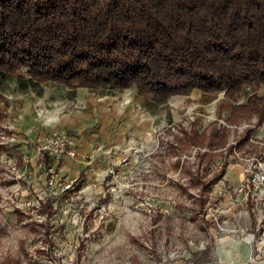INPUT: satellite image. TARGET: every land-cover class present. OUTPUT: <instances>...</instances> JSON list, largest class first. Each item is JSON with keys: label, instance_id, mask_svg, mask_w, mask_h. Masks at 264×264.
I'll return each mask as SVG.
<instances>
[{"label": "rangeland", "instance_id": "374dc122", "mask_svg": "<svg viewBox=\"0 0 264 264\" xmlns=\"http://www.w3.org/2000/svg\"><path fill=\"white\" fill-rule=\"evenodd\" d=\"M29 78L22 68L0 83V264H248L259 254L264 209L262 223L250 217L252 202L247 213L236 208L230 214L238 193L227 199L231 190L222 180L201 210L202 187L194 179L209 180L226 161V170L236 165L244 172V160L264 158V122H226L231 104H246L253 90L237 101L222 102V93L205 103L199 89L161 101L135 86L83 88L112 97L122 113L102 129V111L96 112L90 130L95 139L80 162L85 149L79 133L62 124L87 112V105L70 95L76 89ZM257 95L264 96V86ZM125 107L145 108L149 124L127 120ZM215 122L232 130L230 144L215 152L224 154L209 166L201 164L195 147L183 152L175 136H184L183 126L210 133ZM249 127L254 133L241 146ZM63 134L78 143L72 162L56 160L47 149ZM227 238L237 245H222Z\"/></svg>", "mask_w": 264, "mask_h": 264}, {"label": "trees", "instance_id": "16d2710c", "mask_svg": "<svg viewBox=\"0 0 264 264\" xmlns=\"http://www.w3.org/2000/svg\"><path fill=\"white\" fill-rule=\"evenodd\" d=\"M22 68L33 84L135 86L161 101L199 89L205 103L222 93L230 102L253 90L246 104H231L226 122L256 118L262 125L264 0H0V83ZM231 130L217 122L210 133L183 126L175 140L183 152L198 149L201 164L210 166L224 154L216 150L230 144ZM221 166L209 180L194 178L201 210L226 175L228 162Z\"/></svg>", "mask_w": 264, "mask_h": 264}, {"label": "crops", "instance_id": "0c3cea01", "mask_svg": "<svg viewBox=\"0 0 264 264\" xmlns=\"http://www.w3.org/2000/svg\"><path fill=\"white\" fill-rule=\"evenodd\" d=\"M87 89V88H86ZM86 89L83 88H78L75 90V93H71L70 95L74 96L77 98V100L83 102L85 105H87L88 111L87 112H83V113H75L74 115H72L71 119H65L64 123L62 125H64L65 127H71L72 129H74L75 132L79 133V137H80V143H81V149H85L83 151H81V154H79L78 159L80 162L82 158V156H84L82 153L84 152V154H87V148H89V146H91L93 143L92 141H94L95 137L93 134H91V129H94L95 126H93L94 120L95 118V114L98 115L96 112L97 111H102V129L103 126L105 125L106 122H109L110 120H113L112 116H116L119 117L120 113H122V108H120L119 106H115V103L113 102V98L109 97V96H96L95 93L92 92L91 95L88 94V91ZM77 95V96H76ZM141 99H144L145 97L141 96ZM149 102L153 101L152 99H147ZM146 101V102H148ZM144 101L143 106L145 108L148 107L147 103ZM154 102V101H153ZM113 105V106H112ZM113 108V110H115V112L113 113L112 110H110V108ZM124 107V106H122ZM145 108H141L139 107V109H132L131 107L129 108H124L125 110L128 111V116H127V120L133 118V119H139L142 120L143 124H149V122L147 120H145V118L148 117L149 112H147L145 110ZM144 121H146L144 123ZM129 123V122H128ZM60 127V126H59ZM105 128V126H104ZM87 132H89V134H87ZM100 133H103L102 131H100ZM84 147V148H83ZM80 153V152H79ZM69 162L73 159H68ZM78 161V160H77ZM236 167V165L232 166V168H230V170H227L226 175L223 178V181L221 182L222 185L227 184V186H229V190L230 193H227V199L232 198V193L233 191H237L239 185H241L242 182L245 181L246 176L245 174H243L244 172L242 171V169H240V172H237V170H233ZM237 172V173H236ZM216 186V185H215ZM227 190V189H226ZM228 192V191H227ZM238 193V191L236 192ZM236 201L238 204L237 207H234V209H231L230 214L237 209H241L243 211H247V209H249V202H252L251 200L246 202L243 198L242 195H239V193L236 196V199L234 200ZM233 203H231L232 205ZM252 210L254 211V213H252L251 211L249 212L250 217H252V215H256L257 216V220L260 221V223H262V219H261V215L263 213L262 211V207L257 206L254 202H252ZM237 208V209H236ZM251 210V209H250ZM247 213V212H246ZM263 218V217H262ZM260 244V243H259ZM261 246H263V243H261L258 246L259 249V253L260 255L263 256V249H261ZM236 264V263H235Z\"/></svg>", "mask_w": 264, "mask_h": 264}, {"label": "built area", "instance_id": "2783aa9c", "mask_svg": "<svg viewBox=\"0 0 264 264\" xmlns=\"http://www.w3.org/2000/svg\"><path fill=\"white\" fill-rule=\"evenodd\" d=\"M252 141L254 142V140ZM47 149L51 151V154L58 161L73 159L78 156V143L74 136L55 135ZM240 159L242 160L243 158ZM260 159L251 158L244 160L247 163L244 168L246 179L241 183L237 191L246 202L251 199L257 206L264 209V158ZM263 247L264 243L261 249ZM248 264H264V258L259 253L256 257H252Z\"/></svg>", "mask_w": 264, "mask_h": 264}, {"label": "bare ground", "instance_id": "6f19581e", "mask_svg": "<svg viewBox=\"0 0 264 264\" xmlns=\"http://www.w3.org/2000/svg\"><path fill=\"white\" fill-rule=\"evenodd\" d=\"M233 170H235V168L233 169ZM237 173V172H236ZM226 243H230V244H232V245H237L236 244V240H234V239H232V238H227V239H225V240H222V245H224V244H226Z\"/></svg>", "mask_w": 264, "mask_h": 264}]
</instances>
